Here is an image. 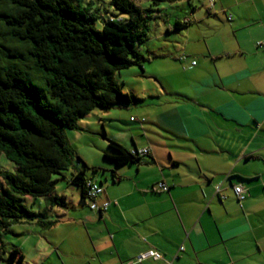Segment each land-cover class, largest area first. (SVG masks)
I'll return each instance as SVG.
<instances>
[{
  "label": "crops",
  "instance_id": "1",
  "mask_svg": "<svg viewBox=\"0 0 264 264\" xmlns=\"http://www.w3.org/2000/svg\"><path fill=\"white\" fill-rule=\"evenodd\" d=\"M219 1L215 16L226 34L217 42L204 40L189 88L160 84L156 94L131 91L140 102L111 110L147 107L139 118L130 116L139 128L106 134L101 123L102 130L94 131L103 139L101 161L83 158L96 168L84 177L103 187L96 202L110 205L104 212L92 210L80 190L71 188L75 201L64 196L68 205L89 211L74 215L77 220L65 212L69 208L59 211L65 219L51 227L79 226L89 249L74 264H264V0ZM109 111H94L81 128L103 119L127 125L120 113ZM110 140L129 152L149 153L115 166L105 158L112 154ZM78 171L76 164L67 182ZM159 182L168 190H159ZM234 185L244 189L241 203ZM147 251L162 258L135 263Z\"/></svg>",
  "mask_w": 264,
  "mask_h": 264
},
{
  "label": "trees",
  "instance_id": "2",
  "mask_svg": "<svg viewBox=\"0 0 264 264\" xmlns=\"http://www.w3.org/2000/svg\"><path fill=\"white\" fill-rule=\"evenodd\" d=\"M83 0H0V156L15 165L0 169V252L11 226L36 223L49 229L55 209H68L54 194L77 159L80 171L68 183L87 199L89 168L70 145L67 131L96 110L127 107L141 99L123 92L115 76L143 69L139 46L147 41L153 9L132 0H110L105 17ZM187 23L175 22L172 30ZM105 155L115 166L136 163L140 153L110 140ZM68 172V173H64ZM27 199L31 210L24 204ZM22 264L18 247L0 262Z\"/></svg>",
  "mask_w": 264,
  "mask_h": 264
},
{
  "label": "rangeland",
  "instance_id": "3",
  "mask_svg": "<svg viewBox=\"0 0 264 264\" xmlns=\"http://www.w3.org/2000/svg\"><path fill=\"white\" fill-rule=\"evenodd\" d=\"M140 8H151L152 17L149 20V31L147 33V41L139 46V50L145 62L143 69L138 66H132L119 71L115 79L123 92H136L140 95L141 90L156 94V87L162 84L165 88L175 87L180 90L187 89L190 86L193 75L196 74L195 67L190 68L192 61L200 63V56L206 42L212 38V43L220 40L224 32L222 24L217 20L215 14L218 13L219 0H132ZM214 1L216 3H214ZM226 1V0H224ZM92 3L93 10L112 11L109 2L110 0H83V5ZM105 17H110L109 13H104ZM187 23V26L181 27L179 30L168 31L167 26L173 25L175 22ZM205 40V41H204ZM168 49V52L165 51ZM166 52V53H165ZM167 57L161 58L160 55ZM185 56L184 59L177 61L176 58ZM190 64V65H189ZM189 88V87H188ZM168 92V91H167ZM166 92V93H167ZM161 95L158 99L166 98L165 92L161 90ZM147 95V93H146ZM140 98V97H137ZM157 98V97H156ZM146 108L133 107L131 110L119 111L110 110L111 114L120 113L126 124L116 120L108 121L103 119L99 125L89 127V129H81V131H67V138L70 145L75 149L77 155L84 161L83 158L101 161V145L103 139L99 133L101 131V123L105 133H116L125 129L139 128L136 122H131L130 116L139 118L138 115ZM97 111V112H96ZM95 114H100L96 110ZM94 114V113H93ZM141 115V114H140ZM85 119V118H84ZM88 120H96L89 118ZM139 120V119H138ZM144 119L141 118L140 122ZM80 121V126H81ZM84 123V122H83ZM141 128V127H140ZM136 130V129H135ZM107 134V133H106ZM104 148V147H103ZM85 162V161H84ZM74 164H78L77 159H74ZM0 169L14 172L15 165L7 160L3 155L0 156ZM68 173V172H64ZM58 179L54 194L65 196L68 202L75 201V196L68 182L60 175H54ZM77 189V188H75ZM78 200H76V203ZM24 204L31 210L32 205L29 200L25 199ZM74 206V203H71ZM69 206L68 215L72 220H77L74 215L80 211H89L87 208ZM63 210L55 209L53 211V220L61 221L65 217L59 214ZM78 217V216H77ZM62 220V221H63ZM71 220V221H72ZM62 224V223H61ZM23 234V235H22ZM74 235H78V240L74 239ZM80 228L75 224L61 225L58 228H51L47 231H42L34 225L15 224L11 226V232L2 235L3 251L2 254L5 260H8V252L13 247H18L24 257L22 264H74L79 260V257L84 251H88V246L83 245L79 238ZM81 241V242H80ZM0 264H7L1 261Z\"/></svg>",
  "mask_w": 264,
  "mask_h": 264
},
{
  "label": "built area",
  "instance_id": "4",
  "mask_svg": "<svg viewBox=\"0 0 264 264\" xmlns=\"http://www.w3.org/2000/svg\"><path fill=\"white\" fill-rule=\"evenodd\" d=\"M212 2V0H211ZM185 56H181L180 60L184 59ZM192 65H195V62L192 61ZM142 155H148L149 150L148 149H143L142 151L139 152ZM87 187H88V192H87V199L89 200V206L92 210H97L99 212H104L107 210L108 206L110 205L109 202H103L102 204H98L96 202V199L98 198L99 195L102 194L103 192V187L99 184H97L94 181L87 180ZM157 187L161 191H167L168 187L162 183L159 182L157 183ZM233 192L237 198V200L241 203L245 199V192L244 189L241 185H234L233 186ZM224 198V197H223ZM182 250V248H180ZM161 255L156 252V251H147L143 254H140L137 258L135 263H140L146 259H153V260H159L161 259Z\"/></svg>",
  "mask_w": 264,
  "mask_h": 264
}]
</instances>
